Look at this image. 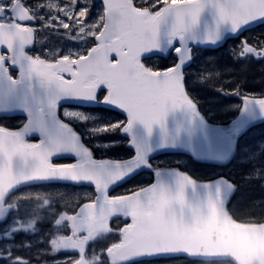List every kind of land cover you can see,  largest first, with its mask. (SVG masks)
I'll return each instance as SVG.
<instances>
[{"label": "snow or ice", "instance_id": "1", "mask_svg": "<svg viewBox=\"0 0 264 264\" xmlns=\"http://www.w3.org/2000/svg\"><path fill=\"white\" fill-rule=\"evenodd\" d=\"M261 27L264 0H0V120L23 116L15 128L0 123V264H264V215L230 213L235 180L200 182L154 162L160 150L183 149L223 163L242 131L264 120V91L236 81L216 91L239 98V116L227 127L209 123L194 85L213 84L220 72L187 71L194 45L226 37L236 61L264 64V32L246 35ZM94 105L103 110H79ZM118 147L126 157L96 156ZM62 157L74 162L57 163ZM244 161L242 179L264 187V144ZM145 170L153 182L112 195ZM61 184L93 191H22ZM60 203L68 210L57 211ZM41 221L51 224L47 233Z\"/></svg>", "mask_w": 264, "mask_h": 264}, {"label": "rangeland", "instance_id": "2", "mask_svg": "<svg viewBox=\"0 0 264 264\" xmlns=\"http://www.w3.org/2000/svg\"><path fill=\"white\" fill-rule=\"evenodd\" d=\"M195 63L187 71L191 77L204 69L214 68L220 72V77L213 84H196L194 85V95H196L206 112L209 119L214 122H226L233 119L238 111L235 105L240 103L238 97L233 95H221L216 88L221 85H227L240 81L245 90L253 92L259 96L264 91V64L257 62H239L228 53L213 54L206 49H196ZM150 63L158 66L171 64V59L164 60L153 58ZM106 119L115 121L123 117L113 116L107 113H101ZM119 143H124L119 141ZM264 144V124L253 127L241 141L236 158L229 165L213 166L202 164L195 161L187 155H170L166 156L163 162L166 166L176 165L183 170L189 171L198 178H210L220 174H227L241 183V188L234 196L231 209L234 214L243 219L259 218L264 215V187L259 181H245L242 178L250 170V166L244 161L248 150L255 149L257 146ZM101 152L106 153L100 149ZM117 155L127 154L126 147H118L112 150ZM179 161V165H177ZM155 264H192L184 259H171L165 261H155ZM204 264V262H201Z\"/></svg>", "mask_w": 264, "mask_h": 264}, {"label": "flooded vegetation", "instance_id": "3", "mask_svg": "<svg viewBox=\"0 0 264 264\" xmlns=\"http://www.w3.org/2000/svg\"><path fill=\"white\" fill-rule=\"evenodd\" d=\"M262 32H264V27L261 28H256L253 32L250 33H246V35L248 36H258L260 35ZM233 47H235V41L233 39L229 40L227 43H225L223 46H221L220 48L217 49H210L209 52L213 53V54H220V53H228L229 56H232V49ZM247 62H257L255 60L252 61H247ZM201 104V103H200ZM68 107V106H66ZM88 108H97V109H101L103 110L102 106H97V107H82L79 110H87ZM104 113L113 115V116H117V117H122L120 114H118V112L116 111H104ZM23 119V116H19V117H8L6 119H2L0 120V123L8 126L9 128H15L19 125L20 121ZM246 136L243 135L239 138L238 140V150L241 147V141L242 139ZM36 139H38V137H36ZM33 142H35V140H33ZM113 150V149H112ZM112 150L107 151L106 153L101 152V150H97L96 151V156L97 158H113V159H119V158H124L126 157L127 154H123V155H117L115 154ZM56 162L57 163H72L74 162V159L71 157H62V158H56ZM157 164H160L162 167L165 166V163L163 162V157H157L154 161ZM215 166V165H213ZM218 175V176H222ZM153 174L152 173H146L143 172L142 174H139L138 176H136L133 180L128 181L127 183H124L122 186L120 187H115L114 190L112 191V195H121V194H126L130 188H132L134 185L135 186H140V185H147L151 182H153ZM56 191V192H62L67 194L69 197H75V196H82L85 193H91L93 191L92 186H89L87 184L82 185V186H75V185H63L61 184L60 186L56 187V188H47L45 189L44 187L40 186V185H36V186H32L30 188H24L22 191H31V192H37V191ZM72 203L75 204L76 200L73 199ZM232 204V202H231ZM230 204V207H231ZM56 210L57 211H62V210H68L65 208L63 203H60L56 206ZM241 219V218H240ZM241 220H248V219H241ZM117 223H123V218H121L120 221H116ZM38 227L40 229L41 234L47 233L48 230L51 228V224L48 221H41L38 224ZM19 239V237H18ZM35 239V238H33ZM108 240L113 239V237H108ZM106 241L105 240H101L98 241L96 245H94V247L99 248V246L103 245ZM43 246V245H41ZM23 254V253H22ZM47 259L51 260V257H47Z\"/></svg>", "mask_w": 264, "mask_h": 264}, {"label": "water", "instance_id": "4", "mask_svg": "<svg viewBox=\"0 0 264 264\" xmlns=\"http://www.w3.org/2000/svg\"><path fill=\"white\" fill-rule=\"evenodd\" d=\"M229 37H226V39H225V41L228 39ZM225 41H223V42H221L220 44H218V45H215V46H213V45H201V46H207V47H209V46H211V47H217V46H220L221 44H223ZM261 121H264V120H258V121H256V122H254L253 124H255V123H258V122H261ZM210 123V122H209ZM212 124V123H211ZM253 124H251V125H253ZM214 125V124H213ZM214 126H217V125H214ZM250 126V125H249ZM248 126V127H249ZM218 127H221V126H218ZM247 129V128H246ZM245 129V130H246ZM245 130H243L242 132H244ZM163 152H181V153H187V152H185L183 149H165V150H160V151H158L157 153H154V156L155 155H157V154H159V153H163ZM234 152H235V150H234ZM234 152H233V155H234ZM188 154H190V153H188ZM191 155V154H190ZM233 155L229 158V160L233 157ZM196 159V158H195ZM198 160V159H197ZM229 160H227V161H225V162H228ZM200 161H203V160H200ZM213 162V161H212ZM224 163V162H223ZM201 182V181H200ZM202 259H205V260H208V259H211V258H202Z\"/></svg>", "mask_w": 264, "mask_h": 264}, {"label": "trees", "instance_id": "5", "mask_svg": "<svg viewBox=\"0 0 264 264\" xmlns=\"http://www.w3.org/2000/svg\"><path fill=\"white\" fill-rule=\"evenodd\" d=\"M94 2H95V3H98V1H97V0H94Z\"/></svg>", "mask_w": 264, "mask_h": 264}]
</instances>
